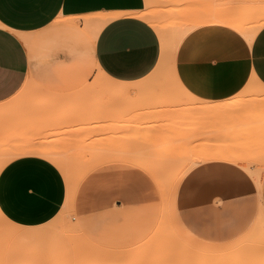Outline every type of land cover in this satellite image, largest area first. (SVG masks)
<instances>
[{"label":"crops","instance_id":"0c3cea01","mask_svg":"<svg viewBox=\"0 0 264 264\" xmlns=\"http://www.w3.org/2000/svg\"><path fill=\"white\" fill-rule=\"evenodd\" d=\"M181 1L190 26L175 62H159L165 32L155 18H144L148 0H0V102L37 87L30 97L39 104L23 105L25 127L53 117L77 128L81 113L94 118V98L83 97L81 109L76 102L79 86L92 77L79 78L78 64L32 62L28 42L58 16L107 15L91 40L96 69L113 84L98 97L103 124L86 126L87 146L76 147L73 139L56 148V156L95 166L78 184L71 211L84 218L158 203V181L189 166L176 190V217L198 239L225 242L264 211V99L247 93L253 83L264 89V0ZM172 85L187 92H173ZM95 133L103 134L101 144ZM32 142L40 147V140ZM51 157L9 163L35 168L32 201L39 210L63 201L67 187ZM24 180L0 177V210L21 225L28 221L19 208Z\"/></svg>","mask_w":264,"mask_h":264},{"label":"rangeland","instance_id":"374dc122","mask_svg":"<svg viewBox=\"0 0 264 264\" xmlns=\"http://www.w3.org/2000/svg\"><path fill=\"white\" fill-rule=\"evenodd\" d=\"M184 6L188 4L184 5L181 0H148L143 10L144 18H155V22L161 25L166 39H169L170 52H173L171 48L181 33L190 26L189 21L183 19ZM101 15L58 16L28 42L32 62L74 63L78 64L79 78L85 73V77H92L91 81H84L79 86L80 96L76 102L81 109L83 97L90 95L94 98L91 107L95 111L94 118H83L85 113H81L77 128L59 124L53 117L45 123L31 121L25 127L23 105L39 104L31 103L30 97L37 87H28L26 91L20 89L15 102H0V177L25 179L19 208L24 210L26 214L23 215L28 219L27 226L17 224L0 210V264H264V218L254 219L242 234L229 241L200 240L173 214V197L180 180L173 184L169 179L162 189L161 200L152 205L115 208L84 218L76 217L71 211L78 184L95 166L86 161H69L56 156L61 153L56 148L71 144L73 139L76 147L87 146L86 126L103 124L99 114L103 109L98 97L110 94L112 90L107 89L108 79L96 69L91 55V40L97 21H90ZM166 62H172L171 55ZM172 89L173 92H184L173 85ZM247 93L264 99V89L254 83ZM94 137L101 144L103 134L95 133ZM35 139L40 140L37 144L40 147H31ZM34 154L52 156L50 161L61 169L66 179L67 187L60 191L64 200L55 199L54 207L39 210L32 201L36 183L34 167L9 164L14 157ZM188 168L182 166L176 170L180 176ZM8 172L11 173L9 176ZM8 232L10 235L4 244ZM113 255L126 257L105 258Z\"/></svg>","mask_w":264,"mask_h":264},{"label":"bare ground","instance_id":"6f19581e","mask_svg":"<svg viewBox=\"0 0 264 264\" xmlns=\"http://www.w3.org/2000/svg\"><path fill=\"white\" fill-rule=\"evenodd\" d=\"M210 16V15H209ZM109 17L107 16V15H101V16H99L98 18H92L90 21H97V22H95V23H97L96 24V26H95V29L93 30V40L96 38V36H97V33H98V31H99V29L102 27V25L107 21V19H108ZM95 19V20H94ZM193 20V19H192ZM240 26V25H239ZM256 25H254V27H255ZM247 27H249V26H247ZM257 28V27H256ZM184 29V28H183ZM186 31V30H185ZM185 31H183V32H185ZM246 31V30H245ZM175 32H176V30H175ZM173 33H174V31H173ZM252 33V32H251ZM181 35H182V33H181ZM181 35H180V37H181ZM180 37H179V39L174 43V49H173V47L171 48L172 50H173V52H170V49L168 48V43H167V41L169 40H167L166 39V35H163L162 37H161V51H160V54H159V59H158V61L159 62H166L167 61V59H168V57H170V55L172 56V61L173 62H175V59H174V52H175V49H176V46H177V44H178V42H179V40H180ZM249 37V36H248ZM168 38V37H167ZM171 40V39H170ZM174 41V40H173ZM172 53V54H171ZM163 64V63H162ZM99 72H100V70H98ZM101 73V72H100ZM103 73V72H102ZM99 74V73H98ZM103 74H105V73H103ZM102 75V74H101ZM99 76V75H98ZM107 76V75H106ZM103 77V76H102ZM99 78V77H98ZM101 78V77H100ZM107 78H109V77H107ZM102 79V81H104L103 79H104V77L103 78H101ZM106 79V78H105ZM110 79V78H109ZM100 80V79H99ZM111 80V79H110ZM105 82H107V80H105ZM108 82H109V80H108ZM100 83H101V81H100ZM99 83V84H100ZM102 84V83H101ZM107 84V87H105V88H107V89H109L110 87H112V82H109V83H106ZM105 83L103 84V86H105L106 85ZM121 84V83H120ZM114 87H116L117 89H123V87L122 86H114ZM184 88V87H183ZM256 90V89H255ZM116 92V91H115ZM184 92L186 93L187 92V90H184ZM191 99V98H190ZM190 99H187L186 101H188V100H190ZM195 100V99H194ZM187 108V107H186ZM161 152V154H162V151H160ZM159 152V153H160ZM158 153V154H159ZM160 156V155H159ZM158 156V157H159ZM152 162V161H151ZM149 163V164H154L155 162H157V161H155V162H152V163ZM148 164V165H149ZM160 164V163H159ZM159 164H158V166H159ZM163 164V163H162ZM156 165V164H155ZM155 165H153L154 167H156ZM161 165V164H160ZM153 166H151V167H153ZM161 166H163V165H161ZM148 168H149V166H147ZM160 167V166H159ZM158 167V168H159ZM150 169V168H149ZM148 169V170H149ZM155 169V168H154ZM162 169H164V167L162 168ZM152 171V170H151ZM156 171H157V169H156ZM162 171V170H161ZM153 172V171H152ZM158 173V172H157ZM166 173V172H165ZM176 173V175H174ZM174 174H171L170 176H169V178H168V180L170 179L171 181H172V183L173 184H176L177 182H178V180H181V178L183 177V175L184 174H182V175H180L179 176V174H178V171H176ZM184 173V172H183ZM157 175V174H156ZM166 175V174H165ZM159 177H161V175L159 176ZM159 177H157V178H159ZM163 177H164V174H163ZM256 178H257V183L258 184H260V175H256ZM160 179V178H159ZM163 178H161L160 179V181H158V183H159V185H160V187H161V192H162V189H163V187L165 186V184L167 183V181H165V179L164 180H162ZM175 196H176V194H175ZM175 196L173 197V214L176 216V212H175ZM177 218V217H176ZM260 218H264V211L262 210V209H260V211H258V213H257V215H256V217H255V219L256 220H258V219H260ZM257 222V221H256ZM257 226H258V224H257ZM9 235H10V233L8 232L7 234H6V238H5V241H4V244H5V242L8 240V237H9Z\"/></svg>","mask_w":264,"mask_h":264}]
</instances>
